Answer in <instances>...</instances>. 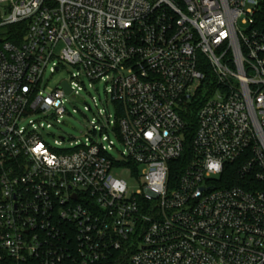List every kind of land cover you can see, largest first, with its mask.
I'll return each mask as SVG.
<instances>
[{"label":"built area","instance_id":"obj_1","mask_svg":"<svg viewBox=\"0 0 264 264\" xmlns=\"http://www.w3.org/2000/svg\"><path fill=\"white\" fill-rule=\"evenodd\" d=\"M0 264H264V0H0Z\"/></svg>","mask_w":264,"mask_h":264},{"label":"rangeland","instance_id":"obj_2","mask_svg":"<svg viewBox=\"0 0 264 264\" xmlns=\"http://www.w3.org/2000/svg\"><path fill=\"white\" fill-rule=\"evenodd\" d=\"M73 71L74 68L69 65L56 73H51L49 70H47L45 74L46 89L53 90L61 83V81L68 79ZM91 93L93 95L100 94L102 97H104V86L99 84L97 89L91 90ZM85 102L92 104L90 94H82L81 96L72 95L69 97L66 107L70 114L66 115L65 123L62 124L60 128H54L51 130V136L49 137L51 143H53L56 137L61 134H64L68 139L66 145H69L70 142H76L78 140L85 139V134L89 133L91 130L90 121L93 117L91 112H88L87 115L84 114ZM121 176L125 177L123 173Z\"/></svg>","mask_w":264,"mask_h":264},{"label":"trees","instance_id":"obj_3","mask_svg":"<svg viewBox=\"0 0 264 264\" xmlns=\"http://www.w3.org/2000/svg\"><path fill=\"white\" fill-rule=\"evenodd\" d=\"M237 167L235 168V166L231 169L230 173L234 174V172H236Z\"/></svg>","mask_w":264,"mask_h":264},{"label":"water","instance_id":"obj_4","mask_svg":"<svg viewBox=\"0 0 264 264\" xmlns=\"http://www.w3.org/2000/svg\"><path fill=\"white\" fill-rule=\"evenodd\" d=\"M65 86H66V84H65ZM71 92V90L70 89H67V93H70Z\"/></svg>","mask_w":264,"mask_h":264}]
</instances>
